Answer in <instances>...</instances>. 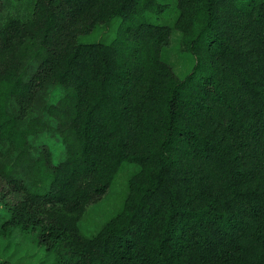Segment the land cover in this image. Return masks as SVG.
<instances>
[{
    "label": "trees",
    "instance_id": "16d2710c",
    "mask_svg": "<svg viewBox=\"0 0 264 264\" xmlns=\"http://www.w3.org/2000/svg\"><path fill=\"white\" fill-rule=\"evenodd\" d=\"M176 33L194 58L183 76L163 56ZM122 163L135 166L127 195L87 236L82 217ZM4 208L0 246L36 231L52 264H264V0H36L28 19L7 14Z\"/></svg>",
    "mask_w": 264,
    "mask_h": 264
},
{
    "label": "rangeland",
    "instance_id": "374dc122",
    "mask_svg": "<svg viewBox=\"0 0 264 264\" xmlns=\"http://www.w3.org/2000/svg\"><path fill=\"white\" fill-rule=\"evenodd\" d=\"M35 3L36 0H0V21L10 13L24 19L30 18ZM164 19L165 23H168L172 22L174 17H165ZM164 19L160 21L162 22ZM180 38L181 35L178 33L172 36V45L164 48L163 56L174 66L176 73L183 76L191 69L194 58L192 54L181 51ZM46 121L47 123L43 128L44 139L57 142L60 140L58 133L61 132L62 126H57L54 120L50 122ZM57 144L55 143V145ZM30 151L35 153L33 149ZM134 170L135 166L130 163H122L120 165L109 192L103 198L91 204L82 217L80 226L83 233L87 236L96 234L116 213L127 195V180ZM17 198L18 195L14 194H8L7 196V199L10 201L13 199L15 201ZM5 211L6 209L4 208L3 211H0V214L2 216L6 215ZM54 259L55 253L48 251L45 246L39 244L36 231L15 229L11 237L1 240L0 262L7 260L13 264H52Z\"/></svg>",
    "mask_w": 264,
    "mask_h": 264
}]
</instances>
